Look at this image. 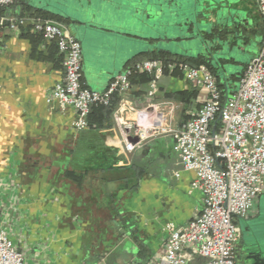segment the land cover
Wrapping results in <instances>:
<instances>
[{
    "label": "crops",
    "instance_id": "0c3cea01",
    "mask_svg": "<svg viewBox=\"0 0 264 264\" xmlns=\"http://www.w3.org/2000/svg\"><path fill=\"white\" fill-rule=\"evenodd\" d=\"M253 3L232 21L241 26L236 43L253 42L257 53L262 16ZM24 4L69 19L63 23L81 43V83L88 89L104 90L129 59L144 52L117 30L100 32L91 44L78 34L74 15L49 0H16L5 14L20 16ZM232 21H225L228 30H234ZM0 44V226L23 252L24 264H156L167 239L164 226L194 217L203 195L191 189L195 175L181 168L172 136L139 142L128 125L148 108L152 116L167 112L166 122L178 127L206 92L184 77L163 74L152 93L150 81L115 94L110 118L76 130L71 107L46 102L64 75L55 43L32 30L2 26ZM126 140L134 144L131 151ZM263 193L246 218L234 219L241 232L234 264H245L247 250L259 242L252 227L262 215Z\"/></svg>",
    "mask_w": 264,
    "mask_h": 264
},
{
    "label": "built area",
    "instance_id": "2783aa9c",
    "mask_svg": "<svg viewBox=\"0 0 264 264\" xmlns=\"http://www.w3.org/2000/svg\"><path fill=\"white\" fill-rule=\"evenodd\" d=\"M15 1L0 0V6ZM253 1L264 18V0ZM27 23L44 39L54 40L63 56V78L52 87L46 102L55 101L62 109L71 107L75 112L74 129L88 126L93 105H109L113 94L129 90L130 69L113 76L102 91L82 85L81 43L63 22L0 15V27L17 30ZM132 68L152 73L151 93L156 90V80L164 71L160 60L144 59ZM181 71L187 81L206 92L192 117L172 127L166 122L167 112L152 116L144 108L138 112L136 123L128 125L136 128L139 142L156 135L172 136L181 168L195 175L191 189L203 195V207L194 217L179 226H164L167 239L156 264H189L195 257L203 258L204 264H234L235 243L241 234L234 219L246 218L264 191V40L246 64L235 91L226 98H222L215 76L204 65L184 64ZM125 147L131 151L134 144L126 140ZM0 264H24L23 252L1 226Z\"/></svg>",
    "mask_w": 264,
    "mask_h": 264
},
{
    "label": "water",
    "instance_id": "95a60500",
    "mask_svg": "<svg viewBox=\"0 0 264 264\" xmlns=\"http://www.w3.org/2000/svg\"><path fill=\"white\" fill-rule=\"evenodd\" d=\"M207 2L209 0H76L70 13L74 15L78 34L88 38L91 44L98 42L100 32L117 30L131 46L143 48V44L150 46L163 40L180 42L196 38L203 50L198 54L223 57L218 52L232 46L229 40L210 38L206 33L214 26H227L225 21L232 19L217 18L215 8L206 11L210 6ZM164 6L169 11L167 15ZM210 15L215 21L208 19ZM214 47L218 49L213 50ZM245 259L253 261L249 264H264V239L247 250Z\"/></svg>",
    "mask_w": 264,
    "mask_h": 264
},
{
    "label": "trees",
    "instance_id": "16d2710c",
    "mask_svg": "<svg viewBox=\"0 0 264 264\" xmlns=\"http://www.w3.org/2000/svg\"><path fill=\"white\" fill-rule=\"evenodd\" d=\"M6 7L7 6H0V15H4L6 12ZM21 15L29 16V17H41L44 19H55L64 23H67L69 21L68 18L62 17V16H54V15H46V12L40 10V9H35L31 7L28 4H24L22 7ZM233 27L234 30H228L226 26L222 27H217L214 26L211 30V32L206 33L207 37L210 38H219L221 41H228L230 45H234L237 42L238 36H239V27L240 23L239 22H233ZM259 25V30L262 35V38L264 40V18L262 17L261 24ZM22 30L30 32L32 29V25L27 23L23 26L20 27ZM256 31V30H255ZM34 32V31H33ZM37 36L40 38H43L41 33L35 32ZM54 43L55 41L52 40ZM56 45V43H55ZM57 46V45H56ZM219 47V46H218ZM218 47L212 48L213 50H217ZM144 59H158L163 63L164 66V71L163 74L165 75H172V76H177V77H183L182 76V71L181 67L184 64H188L191 66H200L204 65L207 67V69L212 72V74L216 78L217 85L219 89L221 90L222 93V98H226L228 95L233 93L235 91L236 87L234 84H231L230 81L235 82L239 81L240 77L242 76L244 69L246 65L244 66L243 70L240 73H233V74H227L224 65L226 63L231 62L230 59H226L224 57H210L204 54H197L196 56H190V55H185V54H180V53H175L171 52L168 50H152V51H144V52H139L136 55H134L131 59H129L125 63V68L130 69V74H129V80H130V88L129 90L131 91V88L133 86H142L144 84H148L150 81L153 79V74L146 72V71H139L136 70L133 67V65L136 62H139ZM196 91V90H195ZM194 91V93H195ZM185 91L179 92V95L185 94ZM115 94L112 95L111 101L109 105H102V104H95L91 107V110L88 114V125L90 127L92 126L93 122L95 121H101L102 119H108L111 117V114L114 110L115 107ZM241 219V218H240ZM197 264H201V259L200 257L197 258Z\"/></svg>",
    "mask_w": 264,
    "mask_h": 264
},
{
    "label": "rangeland",
    "instance_id": "374dc122",
    "mask_svg": "<svg viewBox=\"0 0 264 264\" xmlns=\"http://www.w3.org/2000/svg\"><path fill=\"white\" fill-rule=\"evenodd\" d=\"M34 1V0H33ZM52 6L60 8L66 12H72V5H76V0H49ZM210 6L206 11L211 12L210 9L215 8L217 18L226 17L227 19L239 18L241 19L245 14V5L250 3L252 4L253 0H209ZM252 2V3H251ZM14 3V2H13ZM11 3V4H13ZM9 4V5H11ZM254 4V3H253ZM256 4V3H255ZM7 5V6H9ZM257 7V5H256ZM166 15L168 14L167 7L164 6ZM211 16V15H210ZM51 20V19H49ZM187 35V34H186ZM261 47V46H260ZM168 50L175 53L196 56L199 52H202V47L200 40L196 38L186 39L185 41L175 42L172 40H163L153 45L147 46L143 44L142 51L145 50ZM257 51V46L253 42H243L238 41L236 45L230 47H224L221 56L226 59L231 58V62L224 65L227 74L240 73L245 64L250 61L254 53ZM235 87L238 86V81L232 82ZM88 120V118H87ZM264 196V193H263ZM262 215L259 219L256 220V223L253 224L252 231L256 237L257 241H262L264 239V203L262 204ZM242 249H239L238 257H242Z\"/></svg>",
    "mask_w": 264,
    "mask_h": 264
},
{
    "label": "flooded vegetation",
    "instance_id": "af4514ba",
    "mask_svg": "<svg viewBox=\"0 0 264 264\" xmlns=\"http://www.w3.org/2000/svg\"><path fill=\"white\" fill-rule=\"evenodd\" d=\"M253 261L252 260H246L245 259V264H249V263H252Z\"/></svg>",
    "mask_w": 264,
    "mask_h": 264
}]
</instances>
